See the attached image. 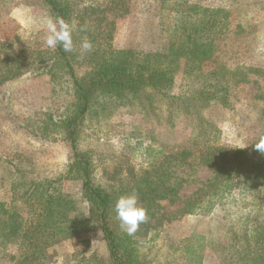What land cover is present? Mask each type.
<instances>
[{
	"label": "rangeland",
	"instance_id": "obj_1",
	"mask_svg": "<svg viewBox=\"0 0 264 264\" xmlns=\"http://www.w3.org/2000/svg\"><path fill=\"white\" fill-rule=\"evenodd\" d=\"M119 2H124L129 11L122 15L110 10L105 17L106 22L113 24L112 49L164 53L170 40L188 34L210 44L209 61L213 68L205 72L206 78L214 73L212 79L220 77L219 70L224 78L228 73L233 76L229 81H221L226 87L227 106L199 100L198 72L189 74L182 67L175 70L173 93L184 97L179 103L186 101L187 94L197 105V114L206 120L207 132L212 130L210 141L248 153L249 144L264 131V0ZM45 16L49 13L44 0H0V43L5 45L7 54L22 61L12 62L6 69V57H0V203H6L10 209L16 206L29 218L34 217L33 209L25 202L24 187L18 184L17 191L11 189L20 180L19 176L14 177V168H20L27 181L52 179L55 190L75 200L76 210L70 217L82 220L87 210L78 199L80 182L59 178L72 161V151L63 135L55 134L51 125L71 118L80 103L66 68L54 58L53 49L44 44L46 29L40 22ZM25 17L31 22H26ZM108 28L112 25L104 31ZM179 62L184 64V59ZM87 70L75 69L78 77ZM157 105L158 102L155 108ZM161 105L154 110L120 105L105 118L90 116L84 121L78 143L80 149L91 153L89 174L95 188L110 192L117 188V182L125 181L127 169L134 167L137 171L146 167L158 151L180 152L191 147L199 126L196 115L170 107L165 100ZM119 166L120 176L110 174L114 182L107 180L104 169L112 172ZM180 166L173 168L181 181L174 201L160 204V212L170 220L140 239L146 264H228V254L219 244L226 231L222 203L206 212L179 213L185 198L212 173L204 166ZM118 177L121 178L117 181ZM238 189L233 193L244 192L246 204H263L248 197L250 194L242 187ZM225 209L233 212L236 205H226ZM249 211L263 215L264 206ZM193 236L196 239L192 248L185 249L182 241ZM89 239L88 247L77 248L83 253L82 260H76L73 246L67 242L48 249L49 263L109 264L101 234L91 232Z\"/></svg>",
	"mask_w": 264,
	"mask_h": 264
},
{
	"label": "trees",
	"instance_id": "obj_2",
	"mask_svg": "<svg viewBox=\"0 0 264 264\" xmlns=\"http://www.w3.org/2000/svg\"><path fill=\"white\" fill-rule=\"evenodd\" d=\"M119 1L123 0H44L49 16L62 18L72 26L73 51L66 52L62 46H57L53 54L66 68L80 106L71 118L51 125L55 134H62L69 143L73 155L65 174L59 178L80 182L78 199L84 202L87 212L86 218L73 220L70 214L76 210L75 200L55 190L52 179L27 181L21 169L14 168V177L19 176L20 180L13 184L12 192L17 191L18 184L24 187L23 196L33 209L34 217L29 218L16 206L10 209L6 203H0V264H50L48 249L67 242L73 246V256L80 261L83 253L77 248L88 247L91 232L101 234L108 250L109 264H146L140 239L163 221L170 220L160 212V204L166 200L174 201L179 190L177 186L181 181L173 173L174 165L187 169L194 165L204 166L212 173L185 198L179 213L206 212L221 202L226 231L219 244L220 249L228 254V264H264V214L249 211L252 207L264 206V154L252 146L264 131L249 144L248 153L210 141L212 130L207 132L206 120L197 114V105L187 94L186 101L179 103L184 97L173 93L174 73L181 67L189 74L198 72L197 77L201 79L196 90L199 100H212L224 107L227 106L226 87L221 81L231 80L232 74L228 73L224 78L219 70L220 77L217 75L218 78L212 79L214 73L206 78L205 72L213 68L209 61L211 46L197 39L195 34L170 40L164 53L112 49L113 24L112 21L106 22L105 17L110 10L120 11L122 15L129 11L128 6ZM109 25L112 28L104 31ZM84 40L91 43L90 51H82ZM0 49L3 50L0 57H6L8 62V65L3 64L6 69L12 62H22L7 54L3 43H0ZM180 59H184V64L180 65ZM77 67L88 70L78 77ZM163 100L185 114L193 112L196 115L199 126L191 147L180 152L172 149L158 151L146 167L137 171L131 167L124 171L127 178L117 182V188L110 192L95 188L89 174L91 153L88 149H80L78 143L84 121L90 116L105 118L120 105L154 110L156 102L159 103L156 108H159ZM104 172L107 180L113 181L109 175L120 176L122 169L119 166L118 170L115 167L112 172L105 169ZM239 187L250 194L248 197L263 204L254 201V204H246L244 192L233 193ZM132 192L137 193L139 204L147 210V220L134 234L128 235L116 219L114 206L120 196ZM230 204L236 205L233 212L225 209ZM195 239L193 236L182 241L186 244L185 249L192 248Z\"/></svg>",
	"mask_w": 264,
	"mask_h": 264
},
{
	"label": "clouds",
	"instance_id": "obj_3",
	"mask_svg": "<svg viewBox=\"0 0 264 264\" xmlns=\"http://www.w3.org/2000/svg\"><path fill=\"white\" fill-rule=\"evenodd\" d=\"M26 22H31L29 17H25ZM41 27L46 29L44 44L46 47L55 49L62 46L66 52L73 51L72 26L64 19L45 16L40 22ZM84 52L90 51L92 45L84 40L81 43ZM252 146L261 154H264V134H261L256 143ZM116 219L120 223L121 229L128 235L134 234L141 223L147 220V210L139 204L137 193L120 196L114 206Z\"/></svg>",
	"mask_w": 264,
	"mask_h": 264
}]
</instances>
